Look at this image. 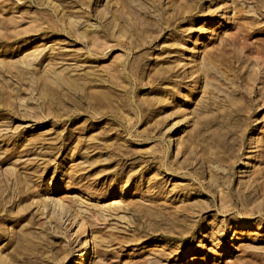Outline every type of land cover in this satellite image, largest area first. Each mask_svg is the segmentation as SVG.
I'll return each instance as SVG.
<instances>
[{
  "label": "rangeland",
  "instance_id": "374dc122",
  "mask_svg": "<svg viewBox=\"0 0 264 264\" xmlns=\"http://www.w3.org/2000/svg\"><path fill=\"white\" fill-rule=\"evenodd\" d=\"M84 234L87 264H264V0H0V264Z\"/></svg>",
  "mask_w": 264,
  "mask_h": 264
},
{
  "label": "bare ground",
  "instance_id": "6f19581e",
  "mask_svg": "<svg viewBox=\"0 0 264 264\" xmlns=\"http://www.w3.org/2000/svg\"><path fill=\"white\" fill-rule=\"evenodd\" d=\"M122 194V193H121ZM179 212L176 213L178 215ZM235 238H232L231 243L227 245V248H233L232 244L235 242ZM82 251L80 252L79 259L75 262L76 264H87L90 257L92 256V247L88 237L83 235V245H81Z\"/></svg>",
  "mask_w": 264,
  "mask_h": 264
}]
</instances>
